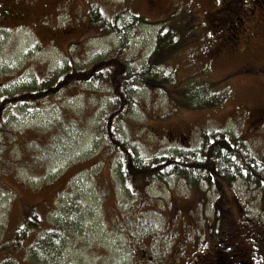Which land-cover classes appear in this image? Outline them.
<instances>
[{"label": "rangeland", "instance_id": "374dc122", "mask_svg": "<svg viewBox=\"0 0 264 264\" xmlns=\"http://www.w3.org/2000/svg\"><path fill=\"white\" fill-rule=\"evenodd\" d=\"M22 1L14 2L27 6ZM28 2L39 15L36 23L7 20L0 29V95L23 87L37 74L46 76L41 86L49 84L57 72L70 68L67 56L77 63L86 60L87 68L104 60L115 63L111 55L129 52L132 68L146 65L161 25L179 34L173 46L158 54L161 63L151 59L158 63L156 69L143 80L135 78L130 94L135 103L121 119L118 109L107 110L111 102L106 91L92 81L63 89L42 105L18 100L0 107V245L8 241L0 246V264H33L30 244L50 225L46 219L59 220L66 232L54 234V245L34 264H240L237 249L225 252L228 244H220V236L233 228L229 246H236L243 232L246 249L259 247L252 238L257 232L249 231L264 230V190L220 181L212 200L222 210L212 205L202 183L184 184L168 176L143 185L146 192L137 185L156 174L151 166L158 156L198 148L199 133L207 129L235 136L264 165V124H250L252 111L264 106V77L243 78L234 71L227 78L244 60L264 65V41L251 40L242 55L230 56L232 64L208 65L217 27L209 14L219 7L216 0ZM92 2L109 14L118 12L121 22L132 26L124 47L115 33L101 35L86 25ZM45 22L58 26L49 28ZM38 62L44 65L36 68ZM112 113L123 146L110 122L103 127L102 117ZM120 161L127 164L123 175ZM142 163L148 165L138 169ZM240 206H248L247 211L237 210ZM27 209L43 222L16 242L14 230ZM59 241L63 243L56 247ZM214 241L219 244L212 245ZM257 258L253 264H260Z\"/></svg>", "mask_w": 264, "mask_h": 264}, {"label": "trees", "instance_id": "16d2710c", "mask_svg": "<svg viewBox=\"0 0 264 264\" xmlns=\"http://www.w3.org/2000/svg\"><path fill=\"white\" fill-rule=\"evenodd\" d=\"M86 19V25H88V27L91 29H97L99 34L101 35L103 33H110L111 35H114L115 33L119 37V41L122 44L121 47H124L123 45H125V41L126 44L128 43V41L125 39V35L128 33L127 30L132 26L125 23L123 24L121 22L119 13L116 12L113 14V16L109 15L97 2H92L89 15L88 17H86ZM45 23L46 25H49L48 22ZM56 26L58 25L50 23L49 28L56 29ZM177 32L171 30L168 31V29L166 30V28L161 25V29H158V33L154 37L155 46L150 54L147 55L148 60L146 65H138L137 68L131 67V64L133 63V59L131 58L133 57L129 56V52H127V55L125 54V56L121 52H116L117 49L115 46L112 53H116L115 55H111L112 58H115V63H113L112 59L104 60L100 61V63L94 62L96 64H94L93 66H87L86 68V64H90L87 63L86 60L77 63L74 59H70L67 56L66 60L68 61L65 65H69L70 68H66L62 73L57 72L56 76L49 84L41 86V80L46 78V76L42 75L40 77L37 74V79H31L27 81L25 84H23V87L3 93L4 97L0 99V107L4 109L6 103L10 104L11 102H15L18 100L26 103L41 104L44 100L49 101L50 98L52 100L53 97L57 96V94L63 91V89H67L80 82L85 81V83L88 84V82L92 81L94 85L96 84L98 87H101L106 91V95H108V99L111 102V105L107 107V110L111 111L118 109L117 111L121 112V115L119 116L121 119L124 114H128V108L131 103H135V100L130 95L132 93V88L136 85L134 83L135 78L138 77L143 80L144 76H148L150 71L156 69V65H158V63H153L151 59L153 60V58H157L159 63H161V56H158V54L163 51V49L165 48L164 46H173V37L178 36L179 33ZM161 55H163V53ZM99 60L100 59L97 58L95 61ZM83 64V67H78V65ZM41 65L44 64L42 62H38L36 68ZM71 65H74L75 68L73 69ZM99 65L102 68H99ZM83 72H87L90 77L87 78L83 74ZM159 80H162V78ZM158 81L154 78L153 85L158 87V85L160 84ZM52 84H54V87L51 89L50 85ZM119 92L121 93V96ZM217 97L218 96H215L212 99H217ZM121 98L123 99L122 102ZM1 114L2 112H0V115ZM113 117V113L112 115L107 116V118H105V116L102 117V120L104 122L103 127H105L110 122V125L113 126V132H115V136L117 137V139L119 137L118 141H120L123 146V142L121 139L122 135L120 132H117L118 119H115L114 121L112 120ZM252 119L255 118L252 117ZM198 138L200 139V144L199 147L194 150H188L178 154L175 153L176 155H168L164 153L158 156V159L156 161H153L151 166L154 168L153 171L156 174L153 173V178L151 176H149V178H142L139 182V185H137L138 191L146 192L143 189V185L148 184L149 181L151 183H153V181L160 182L163 177L177 176L178 179H180L184 184H194L195 182L202 183V191L211 194L210 201L212 202V205H217L221 208L220 202L219 204H217L216 201L214 202L212 200V196L215 193H218L217 189H220V186L218 184L220 181H230L231 185L238 184V182H243L246 186L250 185L252 187H255L257 190H264V165L259 164V161L250 154L249 148L245 147L244 143L241 140L235 138V136L232 137V135H230L229 133L218 131L209 132L208 129L200 132ZM115 149L117 150L116 147ZM117 151L119 152L120 149ZM124 164H122L120 161L119 165L121 174L119 173V175H123V173L127 171V164H125L126 166ZM147 165L148 163H145V165L142 163L141 165L137 166V168L140 169L141 166ZM141 170H146L149 172L148 168L145 167L141 168ZM141 170L138 171L141 172ZM118 171L119 170L117 166L115 170L117 176H119ZM240 208L241 211L245 213L248 206H240L239 208H237V210ZM26 211L27 212L22 217V223L16 226V229L14 230L13 239L16 242L21 239V237H24L27 234L28 228L34 229L37 225H40V223L43 222L41 217L38 216L36 214V211H33V209H27ZM35 214L37 215V217L35 216ZM56 218L63 221L67 226H70V228L74 227V225H72L73 222L68 223L69 220H67L66 218H59V216ZM46 221L47 223L45 225H50L47 228L43 229L44 233L36 235L35 241H31L30 244L33 253H35L36 255L33 260V264L39 260L41 262V260H43V257L41 256L44 254L43 252L54 245L56 240L54 234H59L60 231L66 232L59 224V220L57 221L58 223L47 219ZM245 227L247 228L248 226ZM232 232H223V235L220 236L219 243L228 244L225 248H223V250L226 252V250L230 251L231 248H236V254L240 256V264H253V257H258V261L260 260L259 263L264 264V230L256 229L253 231H249V233L253 234L257 232V235H253L252 238L253 240H255L254 243H257L259 247L255 245L252 247V250L251 248L246 249L244 239L248 236L243 232L242 235L244 234V236L238 239V241L236 242L237 245L231 246L232 244L230 242L229 246L228 240H230ZM7 243L8 241L6 240L0 246L4 247L7 245ZM62 243V241H59L56 242L55 245L56 247H59ZM215 244L216 242L214 241L212 245L216 246L217 244ZM11 247H13V244ZM220 249L221 247L217 250L219 251ZM197 256H200V258L202 257L201 254Z\"/></svg>", "mask_w": 264, "mask_h": 264}, {"label": "flooded vegetation", "instance_id": "af4514ba", "mask_svg": "<svg viewBox=\"0 0 264 264\" xmlns=\"http://www.w3.org/2000/svg\"><path fill=\"white\" fill-rule=\"evenodd\" d=\"M14 1L15 0H0V29L4 28L6 24L2 26V23L7 20L16 23L24 20L36 23L38 20L39 15L37 16L34 10H32L34 8H29V5H31V3L28 2L29 0L22 1L25 2L27 6L23 4L19 5ZM216 1L219 7L213 9L212 14H209V16H213L214 20L217 21V27L214 29V32H216V36L213 39L214 48L208 55L209 57H207V64H222V62L232 64V62H229L230 56L233 53L242 55L247 45L251 43V40H257L253 44L263 45L264 34L259 38H256L254 34L255 32H264V0ZM247 61L248 60H244L243 63L240 64V67H235L232 71H228L227 78L232 77L229 76V74L234 71H238V73L241 74L240 77L243 78H249L259 74L264 77V65H253L252 63H247ZM3 97L4 95L1 94L0 99ZM250 115L255 118L250 123L251 125L257 127L258 125L264 124V106L256 107ZM232 230L233 228L230 229L231 232Z\"/></svg>", "mask_w": 264, "mask_h": 264}]
</instances>
